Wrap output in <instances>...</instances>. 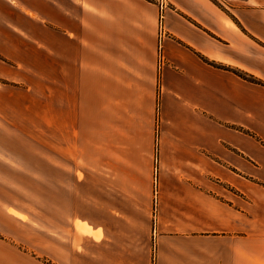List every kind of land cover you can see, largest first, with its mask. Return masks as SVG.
Returning <instances> with one entry per match:
<instances>
[{
	"label": "crops",
	"instance_id": "crops-1",
	"mask_svg": "<svg viewBox=\"0 0 264 264\" xmlns=\"http://www.w3.org/2000/svg\"><path fill=\"white\" fill-rule=\"evenodd\" d=\"M257 3L0 0V264H264Z\"/></svg>",
	"mask_w": 264,
	"mask_h": 264
},
{
	"label": "rangeland",
	"instance_id": "rangeland-1",
	"mask_svg": "<svg viewBox=\"0 0 264 264\" xmlns=\"http://www.w3.org/2000/svg\"><path fill=\"white\" fill-rule=\"evenodd\" d=\"M258 2H262L264 3V0H255ZM231 3H238L239 2H231ZM219 9L223 12L226 13L227 15L234 17L235 15L240 16L241 18H243L246 22V26L248 27L249 31L252 32L253 35V45L252 46H248V51L251 52L252 55V61H251V66L253 68H255L256 71H258L260 74H262L264 76V5L260 4H255V7H253V10H248L246 14H243L242 12H240V8H226L222 5H219ZM245 15L250 16V21H247L245 19ZM164 25V24H163ZM166 31V30H165ZM247 32V29L245 30ZM168 34L166 32V35L164 37H167ZM254 77V76H253ZM256 78V77H255ZM260 80V79H259ZM262 81V80H261ZM254 84V83H253ZM257 85V84H255ZM260 86V85H259ZM8 131H9V127L7 124L3 125ZM2 143V147H3V158L6 161H11L10 159H15L12 158L10 156H12L9 152V147L8 145L13 144L15 142H13L9 136H3V139L1 141ZM14 145V144H13ZM19 159L21 160H25L24 159V155L22 153H19ZM16 160V159H15ZM2 170V172H1ZM0 170V175L2 177L3 180L7 181V184H3L5 186H9L10 184H8L10 182H12V185H15L17 189L14 188V190H17V198L19 199L18 201L25 204L27 202L26 199V195L27 193H29L30 195H34L36 194L37 196L40 194H38V192L43 191V185L41 183H32L31 181L27 180L26 177H24L25 175L21 173L25 172V174L28 175H32V176H38L41 177L42 173V169L38 168V169H31V168H21V169H17L16 171H18L17 173L14 170H11L7 167H1ZM17 178V181H16ZM14 182V183H13ZM4 195V194H3ZM10 195H6V197H9ZM14 198V196H13ZM31 201V200H30ZM39 201V203L37 204V206L35 205V207L40 209L41 203L42 206H45V200H37ZM41 206V207H42ZM18 217H21L20 215H15ZM24 221L27 220V218H24ZM33 222L34 225L32 223H30V225H33L34 227H43L45 224V216L43 215V212L41 210H36L35 208V217L33 218ZM4 220L3 217H0V227H6L4 225ZM24 235V234H22ZM21 251H25V249L21 248ZM45 264V260H42Z\"/></svg>",
	"mask_w": 264,
	"mask_h": 264
},
{
	"label": "trees",
	"instance_id": "trees-1",
	"mask_svg": "<svg viewBox=\"0 0 264 264\" xmlns=\"http://www.w3.org/2000/svg\"><path fill=\"white\" fill-rule=\"evenodd\" d=\"M207 62L210 63L211 65L217 67V68H222L224 70H228L230 72H233L234 74H236L237 76L243 78L244 80H247L249 82H252V83L260 85V86H264V82L259 80L258 78H255V77L249 76V75H245V74H243V73H241V72H239V71H237L235 69L227 68V67H224V66H221V65H217L215 63L213 64V63H211L209 61H207Z\"/></svg>",
	"mask_w": 264,
	"mask_h": 264
},
{
	"label": "built area",
	"instance_id": "built-area-1",
	"mask_svg": "<svg viewBox=\"0 0 264 264\" xmlns=\"http://www.w3.org/2000/svg\"><path fill=\"white\" fill-rule=\"evenodd\" d=\"M161 20H163V17H162ZM159 34L161 35V37H164L166 35V31H165V28H164V25H163V22L162 21L160 22ZM162 64H163V57L161 55V65Z\"/></svg>",
	"mask_w": 264,
	"mask_h": 264
}]
</instances>
